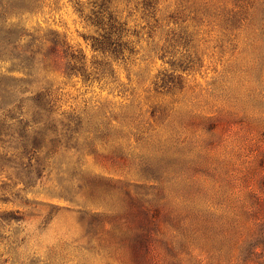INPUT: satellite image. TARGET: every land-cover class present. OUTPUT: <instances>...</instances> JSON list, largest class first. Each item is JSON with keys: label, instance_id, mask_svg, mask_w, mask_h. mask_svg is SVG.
<instances>
[{"label": "rangeland", "instance_id": "rangeland-1", "mask_svg": "<svg viewBox=\"0 0 264 264\" xmlns=\"http://www.w3.org/2000/svg\"><path fill=\"white\" fill-rule=\"evenodd\" d=\"M42 1L22 25L114 74L39 85L54 123L27 131L46 136L42 157L55 138L57 152L31 184L0 170V264L263 263L264 0H116L117 60L93 52L74 0Z\"/></svg>", "mask_w": 264, "mask_h": 264}, {"label": "trees", "instance_id": "trees-1", "mask_svg": "<svg viewBox=\"0 0 264 264\" xmlns=\"http://www.w3.org/2000/svg\"><path fill=\"white\" fill-rule=\"evenodd\" d=\"M115 2L74 0V7L87 24L96 30L97 37H86L87 41H91L93 52L109 54L117 60L128 47V42H124L127 24ZM150 3L147 1V6L150 7ZM42 4V0H0V113L22 114L32 111L35 114L31 120L12 115L0 118V144L7 143V139L16 142L13 153L0 152V170L6 168L5 164H12L10 168L16 171L20 180L23 171H27L30 179L27 184L32 183L33 176L38 178L42 175L45 161L50 153L57 152L56 144L59 142L58 138L52 139L53 148L42 157L47 147L46 136L38 132L31 135L27 131L54 123L44 119L42 113L51 114L57 99L51 88L39 85L49 84L51 74L69 79L80 78L85 83L114 74L110 62L93 60L89 64L84 52L72 46L58 32L26 29L21 22L24 14L40 9ZM3 64L7 66L3 67ZM36 85L39 87L33 89ZM13 127H19V130L11 133ZM7 217L8 214L0 215L2 220ZM2 239L0 233V242ZM259 244L264 247V239Z\"/></svg>", "mask_w": 264, "mask_h": 264}]
</instances>
